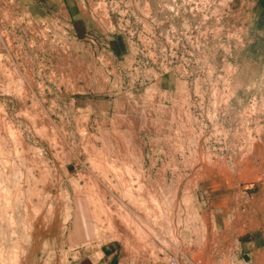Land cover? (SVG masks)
Here are the masks:
<instances>
[{
  "label": "rangeland",
  "instance_id": "1",
  "mask_svg": "<svg viewBox=\"0 0 264 264\" xmlns=\"http://www.w3.org/2000/svg\"><path fill=\"white\" fill-rule=\"evenodd\" d=\"M245 2L0 0V264H264Z\"/></svg>",
  "mask_w": 264,
  "mask_h": 264
},
{
  "label": "crops",
  "instance_id": "2",
  "mask_svg": "<svg viewBox=\"0 0 264 264\" xmlns=\"http://www.w3.org/2000/svg\"><path fill=\"white\" fill-rule=\"evenodd\" d=\"M244 11L251 18L250 27L252 30H264V0H246ZM87 263L120 264V250L116 249L114 245L103 246L99 251V260L96 262L88 260Z\"/></svg>",
  "mask_w": 264,
  "mask_h": 264
},
{
  "label": "bare ground",
  "instance_id": "3",
  "mask_svg": "<svg viewBox=\"0 0 264 264\" xmlns=\"http://www.w3.org/2000/svg\"><path fill=\"white\" fill-rule=\"evenodd\" d=\"M82 63H83V62H82ZM76 69H77V68H76ZM37 113H38V112H37ZM41 128H42V127H41ZM50 128H51V127H50ZM11 130H12V129H11ZM13 131H14V130H13ZM41 132H42V131H41ZM43 132H44V131H43ZM13 133H14V132H13ZM52 133H53V132H52ZM13 135H14V134H13ZM16 136H17V135H16ZM52 142H53V141H52ZM4 144H5V143H4ZM64 147H65V146H64ZM126 148H127V147H126ZM5 150H6V149H5ZM105 150H106V149H105ZM108 151H109V150H108ZM127 151H128V150H127ZM14 152H15V151H14ZM20 152H21V151H20ZM61 153H62V152H61ZM105 153H106V152H105ZM98 154H99V153H98ZM14 155H16V154H14ZM91 155H92V154H91ZM102 155H103V154H102ZM104 155H105V154H104ZM104 155H103V156H104ZM92 156H93V155H92ZM100 156H101V155H100ZM113 156H114V155H113ZM91 159H92V158H91ZM104 159H105V158H104ZM126 159H127V157H126ZM18 160H19V159H18ZM20 160H21V159H20ZM95 160H96V159H95ZM99 160H100V159H99ZM107 160H108V159H107ZM2 161H4V160H2ZM23 162H24V161H23ZM93 162H94V161H93ZM105 162H106V160H105ZM128 162H129V161H128ZM2 163H3V162H2ZM110 163H111V162H110ZM113 163H114V161H113ZM125 163H126V162H125ZM4 164H5V163H4ZM13 164H14V163H13ZM98 164H99V163H98ZM104 164H105V163H104ZM106 164H107V163H106ZM106 164H105V165H106ZM94 165H95V164H94ZM100 165H101V164H100ZM108 165H109V164H108ZM110 165H111V164H110ZM126 165H127V164H126ZM11 166H12V165H11ZM13 166H16V165H13ZM111 166H112V165H111ZM106 167H107V166H106ZM106 167H105V168H106ZM94 168H95V167H94ZM108 168H109V169H112V168H110V166H109ZM123 168H125V165L123 166ZM0 169H1V168H0ZM101 169H102V167H101ZM114 169H115L116 171H118L117 169H119V168H117V169L114 168ZM114 169H113V170H114ZM125 169H126V168H125ZM125 169H124V170H125ZM115 170H114V171H115ZM2 171H4V170H2ZM27 171H28V170H27ZM109 171H110V170H109ZM111 171H112V170H111ZM34 173H35V172L31 173L30 176H31V177H32V175L34 176ZM15 174H16V172H15ZM18 174H19V173H18ZM26 174H27V173H26ZM116 174L118 175V173H116ZM120 174H121V173H120ZM2 176H3V175H2ZM114 176H115V175H114ZM122 176H123V175H122ZM21 177H22V176H21ZM31 177H30V178H31ZM35 177L37 178V173H36V176H35ZM16 178H17V177H16ZM25 178H26V177H25ZM25 178H24V179H25ZM32 178H34V177H32ZM32 178H31V180H30L29 178H28V179L31 181V185H33V184L35 185V183L32 182ZM36 178H34V180H36ZM38 178H39V177H38ZM18 179H19V177H18ZM120 179H121V178H120ZM1 180H2V179H1ZM15 180H17V179H15ZM29 180H28V181H29ZM37 180H38V179H37ZM24 181H25V180H24ZM28 181L26 180V183H25V184H27ZM41 181H42V180H41ZM90 181H91V180H90ZM14 182H15V181H14ZM39 182H40V180H38V182L36 181L37 184H39ZM86 182H87V181H86ZM88 182H89V181H88ZM1 183H3V182H1ZM5 183H6V182H5ZM7 183H8V182H7ZM16 183H17V182H16ZM29 183H30V182H28L27 186L29 185ZM14 184H15V183H14ZM25 184H24V186H25ZM37 184H36V185H37ZM89 184H90V183H89ZM16 185H17V184H16ZM90 185H91V184H90ZM1 186H2V185H1ZM14 186H15V185H12V187H14ZM45 186H46V184H45ZM91 186H92V185H91ZM17 187H18V186H16V189H18ZM19 187H20V186H19ZM28 187H30V189L32 188L31 190H33V189L35 190V188H36L35 191H38V190H39V189L37 190V187H36V186H30V185H29ZM34 187H35V188H34ZM0 188H1V187H0ZM43 188H44V187H43ZM89 188H90V187H89ZM3 189H4V188H3ZM6 189H8V188H6ZM11 189H12V188H11ZM21 189H22V188H20V190H21ZM25 189H26V188H25ZM25 189H24V190H25ZM28 189H29V188H28ZM28 189H26V190L28 191ZM13 190H15V188H14ZM26 190L24 191V193L26 192ZM31 190H29L31 194H32V193H35V194H36V192H34V190H33V192H31ZM45 190H46V189H45ZM92 190H93V189H92ZM11 191H12V190H10V192H11ZM16 191H17V190H16ZM16 191H15V192H16ZM29 191H28V192H29ZM12 192H14V191H12ZM12 192H11V193H12ZM15 192H14V193H15ZM17 192H19V191H17ZM20 192H22V191H20ZM20 192H19V193H16V194H19V195L23 194V193L20 194ZM8 193H9V192H8ZM8 193H7V194H8ZM11 193H9V194H11ZM30 193H28V194L30 195ZM25 194H26V195H25ZM25 194H24V195H21V196L23 197L24 200H25V198H26L25 196L28 195L27 192H26ZM35 194H34V195H35ZM40 194H41V193H40ZM3 195H4V194H3ZM5 195H6V194H5ZM12 195H13V196H12L13 199H16V198H17L16 196H14L15 194H12ZM29 195H28V196H29ZM34 195H33V196H34ZM44 195H45V194H44ZM8 196H9V195H8ZM21 196H19V197H21ZM28 196H27V198H26V200H25L24 202H27V203H28V201H27ZM36 196H37V195H36ZM15 197H16V198H15ZM24 197H25V198H24ZM34 197H35V196H34ZM34 197L31 196V198H32L33 200H35L34 203L32 202L33 204H35V203H36V200H37V198H36V197L34 198ZM47 197H48V195H47ZM49 197H50V196H49ZM5 198H6V197H5ZM41 198H42V197H41ZM43 198H44V197H43ZM2 199H3V197H2V198L0 197V203H1ZM8 199H9V198H8ZM17 199H18V198H17ZM19 199H20V198H19ZM21 199H22V198H21ZM21 199H20V200H21ZM48 199H49V198H48ZM6 201H7V200H6ZM15 201H16V200H15ZM17 201H18V200H17ZM22 201H23V200H22ZM38 201H39V200H38ZM38 201H37V202H38ZM30 202H31V200L29 201V203H30ZM40 202H41V201H40ZM42 202H43V201H42ZM13 203H14V202H13ZM20 203H21V202H20ZM0 205H1V206L3 205V206L5 207L4 203H3V204H0ZM11 205H12V204H11ZM19 205H20V204H19ZM37 205H40V203H38ZM37 205H36V207H37L38 209H37V208H36V209L33 208V210H34L33 214H34V215H33V214H32V215H33V217H34V222L31 223V226H32L33 228L36 227L35 224H36V223L38 224V219H39L40 215H42V214H41V213H42V211H41L42 207H41V206L38 207ZM43 205H44V204H43ZM48 205H50V204H48ZM48 205H47V206H48ZM1 206H0V207H1ZM4 207H1V208H3V210H6L7 208L5 207L6 209H4ZM12 207H13V206H12ZM23 207H24V206H23ZM23 207H21V208H23ZM25 207H26V206H25ZM25 207L23 208L24 211H25V209H27V207H26V208H25ZM40 207H41V208H40ZM48 208H50V207H48ZM14 209H15V208H14ZM1 210H2V209H1ZM1 210H0V212H2ZM11 210H12V209H11ZM6 211H9V210H6ZM30 211H31V210H30ZM3 212L5 213V211H3ZM10 212H11V211H10ZM4 213H3V214H4ZM6 214H7V213H6ZM46 214H47V212H46ZM9 215H10V214H9ZM49 215H51V214H49ZM42 217H43V216H42ZM48 218H49L48 214L45 215V216L42 218L43 222L47 221L46 219H48ZM23 220H25V219H23ZM11 221H12V220H10V223H11ZM23 223H24V222H23ZM4 224H5V223H4ZM4 224H3V225H4ZM8 224H9V223H8ZM8 224H6V225H8ZM28 224H29V223H28ZM41 224H45V223H41ZM19 225H20V224H19ZM39 225H40V224H39ZM13 226H14V225H13ZM14 227H15V226H14ZM27 227H28V226H27ZM10 228H11V227H10ZM12 228H13V227H12ZM22 228H23V227H22ZM24 228H25V227H24ZM23 230H24V229H23ZM24 234H25V233H24ZM21 237H22V236H21ZM26 237H27V236H26ZM22 238H23V237H22ZM28 238H29V237H28ZM26 240H28V239H26ZM22 244H23V242H22Z\"/></svg>",
  "mask_w": 264,
  "mask_h": 264
}]
</instances>
